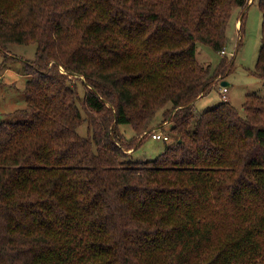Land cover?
<instances>
[{
	"label": "trees",
	"instance_id": "obj_1",
	"mask_svg": "<svg viewBox=\"0 0 264 264\" xmlns=\"http://www.w3.org/2000/svg\"><path fill=\"white\" fill-rule=\"evenodd\" d=\"M247 2L0 0L3 60L36 45L0 120V264H264V96L193 108L232 69L198 45L221 52ZM158 114L171 144L134 158L119 125L139 147Z\"/></svg>",
	"mask_w": 264,
	"mask_h": 264
},
{
	"label": "rangeland",
	"instance_id": "obj_2",
	"mask_svg": "<svg viewBox=\"0 0 264 264\" xmlns=\"http://www.w3.org/2000/svg\"><path fill=\"white\" fill-rule=\"evenodd\" d=\"M248 7L243 16V31L241 29L242 16L240 10L236 9L230 21L228 30V42L223 47L224 53H215L206 45H198L197 59L201 63H209L212 69L217 66L220 57H226L232 64V69L226 71L222 76L216 78V83L212 89L203 97L198 98L194 103V110L204 111L222 101L220 89L221 82L226 81L227 100L242 112V106L247 93L257 92L264 96V79L255 76V64L261 46V26L262 14L258 6V0H248ZM35 44L9 45L5 53V58L0 56V120L15 121L18 118L10 117L7 114L15 109L23 108L26 103L23 94L25 81L29 75L25 72L27 62L35 57ZM62 71V69H61ZM82 79V78H81ZM152 122L153 129L144 137L143 143L138 147L140 140L133 137L132 129L129 125H119L128 140L125 146L127 153H133L134 158L154 159L163 150L165 145L171 144L170 140L154 139L150 135L154 130L172 137L170 123L160 121V114ZM87 123L82 122L78 128L82 135L86 133Z\"/></svg>",
	"mask_w": 264,
	"mask_h": 264
},
{
	"label": "built area",
	"instance_id": "obj_3",
	"mask_svg": "<svg viewBox=\"0 0 264 264\" xmlns=\"http://www.w3.org/2000/svg\"><path fill=\"white\" fill-rule=\"evenodd\" d=\"M222 53H224V50L221 51ZM227 86H222L221 89H220V94H221V97H222V100H227ZM152 138L154 139H162L163 141H167L169 140V137L167 134H164V133H161L159 132L158 130H154L151 134Z\"/></svg>",
	"mask_w": 264,
	"mask_h": 264
},
{
	"label": "water",
	"instance_id": "obj_4",
	"mask_svg": "<svg viewBox=\"0 0 264 264\" xmlns=\"http://www.w3.org/2000/svg\"><path fill=\"white\" fill-rule=\"evenodd\" d=\"M227 84H228V83L225 82V81H222V82H221V85H222V86H226Z\"/></svg>",
	"mask_w": 264,
	"mask_h": 264
},
{
	"label": "crops",
	"instance_id": "obj_5",
	"mask_svg": "<svg viewBox=\"0 0 264 264\" xmlns=\"http://www.w3.org/2000/svg\"><path fill=\"white\" fill-rule=\"evenodd\" d=\"M226 82V81H225Z\"/></svg>",
	"mask_w": 264,
	"mask_h": 264
}]
</instances>
